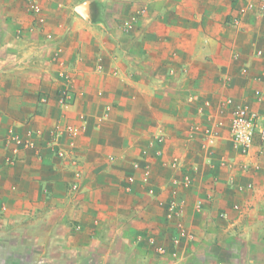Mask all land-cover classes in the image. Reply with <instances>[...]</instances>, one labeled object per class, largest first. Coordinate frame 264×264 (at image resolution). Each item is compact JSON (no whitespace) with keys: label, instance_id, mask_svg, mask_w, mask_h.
<instances>
[{"label":"crops","instance_id":"obj_1","mask_svg":"<svg viewBox=\"0 0 264 264\" xmlns=\"http://www.w3.org/2000/svg\"><path fill=\"white\" fill-rule=\"evenodd\" d=\"M31 1L0 0V264H264V143L240 156L226 125L209 151L201 135L228 97L264 128V16L230 25L235 0H37L41 21ZM57 123L80 127L66 158L47 146ZM10 128L42 132L13 164ZM173 198L192 235L177 248L159 203Z\"/></svg>","mask_w":264,"mask_h":264},{"label":"built area","instance_id":"obj_2","mask_svg":"<svg viewBox=\"0 0 264 264\" xmlns=\"http://www.w3.org/2000/svg\"><path fill=\"white\" fill-rule=\"evenodd\" d=\"M238 1V6L236 7V12L234 15L229 17L228 22L234 27H238L243 19L248 15L264 16V0H235ZM31 10L34 14L38 15L40 20L43 21L41 16L42 8L37 0L31 1ZM257 56L264 55L262 50H257L255 52ZM101 68L102 66L99 65ZM247 71V68H244ZM60 77L65 80L63 86L59 91V100L61 103H68L72 99V89L70 88V83L68 82L66 70H61ZM255 95L258 99L264 97V91L256 90ZM45 102V97L42 98ZM227 107L229 109V116L227 120H224L221 116L215 122L214 127H205L201 131L203 138V147L207 148L208 151L213 148L217 142V138L220 136V128L227 126V137L231 143L232 150L240 156L249 155L254 147L256 140L259 138L264 143V128H259V118L260 113L253 109L249 104L238 103L233 97H228L225 100ZM198 111L204 114L205 106L201 105ZM200 130L199 125H192L190 127V133L193 136L196 132ZM64 132L69 135L70 143L66 146L61 145L60 139ZM80 133V127L75 125H60L57 123L47 140V146H49L59 157L66 158L68 155L73 153V137ZM42 132L36 130H29L26 135L17 132L14 128L8 130V134L4 140V147L8 151L7 162L13 164L17 162L20 158V154L24 150L36 151L37 138H41ZM36 153V152H35ZM37 154V153H36ZM75 159V158H74ZM224 163V161H222ZM173 165L176 168L183 167L181 159L175 158L173 160ZM197 168L192 171L184 172V178L181 180L175 179V183L183 182L184 185H192L195 181V175ZM80 177V176H79ZM79 177L72 181V189L77 190L80 187ZM148 181L147 177L144 179ZM254 189L255 187L250 186ZM150 194H155L153 187L148 189ZM159 203L166 207L167 218L174 220L176 222L177 233L173 236V245L177 248L180 245L182 239L191 238L192 235L188 234L187 229L184 227L181 219L184 215L185 203L181 199L173 198L167 202L159 200ZM203 207V202L199 201L197 203V208L201 209ZM233 209L238 213V217H244L246 215L247 207L240 204H234ZM221 217L229 220L230 213L228 211L221 212ZM157 251L161 254H166L168 248L165 245H158ZM170 254L173 257H178L177 249H174Z\"/></svg>","mask_w":264,"mask_h":264},{"label":"rangeland","instance_id":"obj_3","mask_svg":"<svg viewBox=\"0 0 264 264\" xmlns=\"http://www.w3.org/2000/svg\"><path fill=\"white\" fill-rule=\"evenodd\" d=\"M258 140H260L259 138H258ZM261 141V140H260ZM262 142V141H261Z\"/></svg>","mask_w":264,"mask_h":264}]
</instances>
